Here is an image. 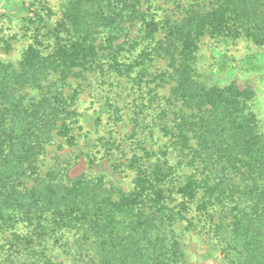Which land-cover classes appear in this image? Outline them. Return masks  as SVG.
Instances as JSON below:
<instances>
[{"label": "trees", "instance_id": "obj_1", "mask_svg": "<svg viewBox=\"0 0 264 264\" xmlns=\"http://www.w3.org/2000/svg\"><path fill=\"white\" fill-rule=\"evenodd\" d=\"M155 1L63 0L52 29L36 28L17 62L0 61V264L14 256L53 264L56 249L83 264H187L181 238L193 229L219 244L225 264H264V135L254 93L204 84L196 71L204 36L264 46V0H190L174 19L158 16ZM126 41L141 48L121 62ZM161 60L165 67L153 71ZM89 71L122 76L143 96L169 88L154 95L141 127L165 143L146 144L132 118L134 147L123 162L121 141L98 139L116 151L109 162L132 172L128 191L101 176L40 171L54 137L58 149L77 143L78 91L65 87Z\"/></svg>", "mask_w": 264, "mask_h": 264}, {"label": "rangeland", "instance_id": "obj_2", "mask_svg": "<svg viewBox=\"0 0 264 264\" xmlns=\"http://www.w3.org/2000/svg\"><path fill=\"white\" fill-rule=\"evenodd\" d=\"M62 1L0 0V61L17 62L32 42L31 35L36 32V28L39 34H45L46 31L52 29L59 18ZM189 2L190 0H169L167 2L156 0L158 7L156 11L158 16L181 18ZM44 8H50L53 15L47 18ZM29 20H33L34 23H30ZM130 33V39L137 37V26H134ZM41 39L46 41L50 39V36L44 35ZM5 43L9 45L8 50H5ZM131 45L130 41L125 42V50L119 55L121 62L135 56L141 48L137 45L131 51ZM164 64L162 60L157 61L153 63L152 70L164 68ZM196 71L200 80L207 85L223 87L234 82L241 88H250L254 93L251 110L257 117L259 132L264 135V46H256L247 39L223 42L204 36L200 40L197 51ZM168 89V86H164L143 96L142 91L131 86L128 79L122 76L117 77L111 72L100 75L99 72L89 71L70 77L65 92L78 91L75 105L80 116L78 123L73 125V134L77 143L70 148L58 149L57 142H61L62 139L54 137L56 142L46 146L40 158L42 175L45 176L54 169L65 168L62 172L66 173L69 179L79 175L101 176L106 184L124 191L130 190L132 172L123 166L115 167L111 161L109 162L108 154L116 151L109 147L111 145L105 146V140L99 141L98 139L110 136L109 142L121 141L120 151L124 153V156L120 157L122 155L120 154L117 157H120L123 162L124 158L130 154L129 150L134 147V141L130 145L131 118L136 119L137 128L139 132L142 131L143 122H149L154 114L152 109L155 108L158 99L154 95L158 93L159 97L165 96ZM143 91L146 92L147 89ZM107 104L118 108V111H109ZM141 104L147 105L141 107ZM144 134L148 136L146 144L153 148L165 143V139L155 130H152V133L143 130L139 136L144 138ZM91 156L94 158V164L89 163ZM187 232L181 238L187 264H225L218 243L202 236L197 230ZM18 249L23 252L20 247ZM61 251L62 249H56L53 252V264H83L82 261L75 263L66 254H61ZM13 258L15 260L13 264H19L20 260H23L15 256ZM38 264H42V261Z\"/></svg>", "mask_w": 264, "mask_h": 264}]
</instances>
